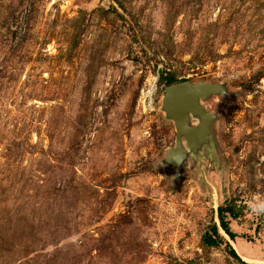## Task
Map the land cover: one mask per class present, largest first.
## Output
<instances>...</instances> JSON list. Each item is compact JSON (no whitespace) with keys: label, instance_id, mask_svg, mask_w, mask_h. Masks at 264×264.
Listing matches in <instances>:
<instances>
[{"label":"rangeland","instance_id":"rangeland-1","mask_svg":"<svg viewBox=\"0 0 264 264\" xmlns=\"http://www.w3.org/2000/svg\"><path fill=\"white\" fill-rule=\"evenodd\" d=\"M160 69L223 89L182 159ZM228 203L264 264V0H0V264H241Z\"/></svg>","mask_w":264,"mask_h":264},{"label":"water","instance_id":"water-1","mask_svg":"<svg viewBox=\"0 0 264 264\" xmlns=\"http://www.w3.org/2000/svg\"><path fill=\"white\" fill-rule=\"evenodd\" d=\"M163 71L159 70V77ZM221 86L200 85L192 86L188 82L172 85L166 90V105L173 119L176 121L178 130V145L173 151L172 156L182 159L187 155L186 142L191 149H195L198 143H204L209 140L212 124V116L202 106V101L212 95L222 94ZM200 117L199 128L192 126V117ZM187 137L189 141L186 140ZM196 144L193 145V140Z\"/></svg>","mask_w":264,"mask_h":264},{"label":"trees","instance_id":"trees-1","mask_svg":"<svg viewBox=\"0 0 264 264\" xmlns=\"http://www.w3.org/2000/svg\"><path fill=\"white\" fill-rule=\"evenodd\" d=\"M162 80L167 83L168 86L178 84L179 81L176 78L168 77V75L162 76ZM218 216L220 224H215L208 228L207 232L203 236L204 246L207 248H220L225 246L229 250L230 256L239 261L241 264H248L243 260L233 246L226 240L222 231L228 235L233 241L237 239V235L231 229V219L237 220L239 213L237 212L236 206L230 203L221 206L218 210ZM248 242H253L250 238H245Z\"/></svg>","mask_w":264,"mask_h":264},{"label":"bare ground","instance_id":"bare-ground-1","mask_svg":"<svg viewBox=\"0 0 264 264\" xmlns=\"http://www.w3.org/2000/svg\"><path fill=\"white\" fill-rule=\"evenodd\" d=\"M240 248H241V247H239V251H242V252L244 253V251H243L242 249L240 250Z\"/></svg>","mask_w":264,"mask_h":264},{"label":"clouds","instance_id":"clouds-1","mask_svg":"<svg viewBox=\"0 0 264 264\" xmlns=\"http://www.w3.org/2000/svg\"><path fill=\"white\" fill-rule=\"evenodd\" d=\"M257 210H260V209H257Z\"/></svg>","mask_w":264,"mask_h":264}]
</instances>
